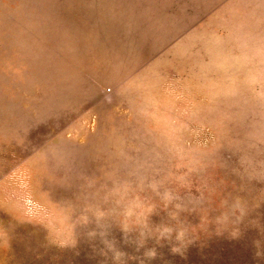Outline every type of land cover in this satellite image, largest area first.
<instances>
[{"label":"rangeland","instance_id":"obj_1","mask_svg":"<svg viewBox=\"0 0 264 264\" xmlns=\"http://www.w3.org/2000/svg\"><path fill=\"white\" fill-rule=\"evenodd\" d=\"M241 156L260 171L264 0H0V264H110L86 236L91 217L74 249L50 241L101 203L110 177L134 182V171L183 176L165 186L189 208L264 200V179L234 171ZM251 217L264 225V202ZM161 221L173 223L157 208L149 223ZM262 238L242 225L239 239L202 236L183 258L165 246L146 264H264L252 244Z\"/></svg>","mask_w":264,"mask_h":264},{"label":"clouds","instance_id":"obj_2","mask_svg":"<svg viewBox=\"0 0 264 264\" xmlns=\"http://www.w3.org/2000/svg\"><path fill=\"white\" fill-rule=\"evenodd\" d=\"M240 169L234 171L246 177L249 181L253 179H264V162H261L259 172H253L251 159L241 156L238 160ZM135 176V181L130 179H111V187L106 188L103 196L99 197L101 203L111 204V207L103 208L101 203L86 204L81 208L80 214L72 222L71 234L62 240H53L50 243L58 248L74 249L77 238L74 233L76 224L87 226L94 221L95 227L86 233L89 240L99 238L103 247L99 254L110 264H129L135 260L137 264H146L158 256V248L167 246L168 251L175 256L184 257L190 245L199 244L203 247L201 237L211 235L221 236L227 234V238L236 240L242 235L243 227L256 228L259 233L264 234V225L258 217H251V213L260 206L264 200L244 197L239 194H226L221 197L215 209L209 207L194 206L189 208L181 202L178 191L175 188L166 187V182L175 181L183 186L184 177H173L171 173L163 178L145 177L136 172L129 174ZM89 186L95 180H88ZM243 186L239 191H243ZM148 193V194H145ZM215 190H213V194ZM99 194L93 193L95 199ZM153 197L155 199H153ZM210 205L211 201H207ZM199 205V202H197ZM70 216L74 211L69 204ZM157 208L166 211L168 220L173 223L161 221L150 224L149 218L156 214ZM217 211L218 214L209 217V211ZM196 211L199 213V223L193 225L182 219V212ZM91 217V221H90ZM70 219V217H69ZM118 226L122 233V241L133 246L140 253L139 256L129 255L117 247L116 241L110 237L111 224ZM211 226V228H210ZM152 241L153 246L147 247V242ZM256 257H264V238L252 242Z\"/></svg>","mask_w":264,"mask_h":264}]
</instances>
